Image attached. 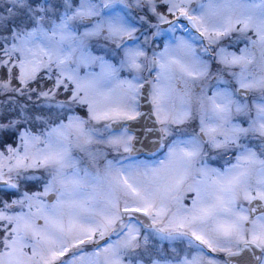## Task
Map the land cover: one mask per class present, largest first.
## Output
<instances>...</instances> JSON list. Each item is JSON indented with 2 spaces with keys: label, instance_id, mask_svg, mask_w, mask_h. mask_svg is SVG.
Returning a JSON list of instances; mask_svg holds the SVG:
<instances>
[{
  "label": "snow or ice",
  "instance_id": "obj_1",
  "mask_svg": "<svg viewBox=\"0 0 264 264\" xmlns=\"http://www.w3.org/2000/svg\"><path fill=\"white\" fill-rule=\"evenodd\" d=\"M0 264H264V0H0Z\"/></svg>",
  "mask_w": 264,
  "mask_h": 264
}]
</instances>
